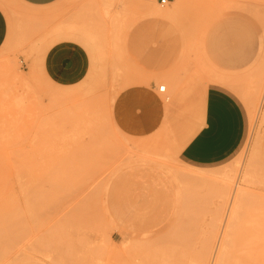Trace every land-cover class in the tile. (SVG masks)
I'll return each instance as SVG.
<instances>
[{"label": "rangeland", "instance_id": "obj_1", "mask_svg": "<svg viewBox=\"0 0 264 264\" xmlns=\"http://www.w3.org/2000/svg\"><path fill=\"white\" fill-rule=\"evenodd\" d=\"M152 1L0 0V68L11 65L0 73V264H148L169 215L199 226L218 211L221 199L206 182L197 196L175 197L167 174L136 155L170 169L247 168L255 181L243 185L231 226L238 237L264 236L255 140L264 135V71L256 69L264 0H166L158 11ZM31 10L42 14L22 15ZM199 63L227 85L202 81ZM167 71L176 76L165 84ZM131 86H152L164 104L162 123L144 136L120 131L111 116L115 96ZM203 86L235 98L245 132L228 158L194 165L175 151L197 126Z\"/></svg>", "mask_w": 264, "mask_h": 264}, {"label": "bare ground", "instance_id": "obj_2", "mask_svg": "<svg viewBox=\"0 0 264 264\" xmlns=\"http://www.w3.org/2000/svg\"><path fill=\"white\" fill-rule=\"evenodd\" d=\"M154 10L158 11L161 6L160 1H152ZM42 14L40 10H31L22 13L26 17H38ZM261 46L264 49V36ZM262 49V50H263ZM264 57V56H263ZM200 67L196 71L199 73L202 81L218 82L227 85L222 74L214 72L207 63H199ZM207 65V66H205ZM8 69L0 68V73L7 75ZM256 69L261 74L264 71V60L256 64ZM165 84L169 79L176 76L173 71L164 72ZM4 75V76H5ZM203 82V83H204ZM159 86L165 88L164 84ZM157 87V88H158ZM162 90V91H163ZM206 87L203 86L201 96L198 100L197 118L200 120L202 106L204 102V93ZM117 90H114L116 95ZM263 103L264 117V89L260 95L259 103ZM248 119L252 118V107L246 106ZM196 127L190 128L178 144L175 154H179L182 145L194 134ZM256 142L262 147V170L264 172V135L257 136ZM142 150L141 153H143ZM155 156H161V151L154 152ZM165 156V155H162ZM133 161L142 166H155L156 170L164 171L168 176L166 188L175 197H182L187 193L197 196V192L202 190L203 182L207 183L209 189L214 192L216 198L221 199L218 211L209 214L202 225L196 226L193 219L183 216L166 218L161 241L150 248V261L148 264H264V236L256 237L254 235L235 236L232 224L237 217L240 199L247 192L243 186L246 183H253L255 177L251 175L247 168H234L229 170H198L191 167H180L170 169L162 160L152 158L148 155H136ZM202 182L199 185L195 183ZM43 264V263H40ZM46 264V263H44Z\"/></svg>", "mask_w": 264, "mask_h": 264}, {"label": "crops", "instance_id": "obj_3", "mask_svg": "<svg viewBox=\"0 0 264 264\" xmlns=\"http://www.w3.org/2000/svg\"><path fill=\"white\" fill-rule=\"evenodd\" d=\"M19 1L39 7L56 0ZM4 32V19L0 13V43ZM111 114L120 131L132 136H144L160 126L165 110L152 86H131L115 96ZM244 132V113L235 98L220 87L209 86L204 93L197 129L182 145L179 156L194 165L216 164L236 151Z\"/></svg>", "mask_w": 264, "mask_h": 264}, {"label": "built area", "instance_id": "obj_4", "mask_svg": "<svg viewBox=\"0 0 264 264\" xmlns=\"http://www.w3.org/2000/svg\"><path fill=\"white\" fill-rule=\"evenodd\" d=\"M160 1V3L162 4V3H164L166 0H159ZM158 90L159 91H162L163 90V87L162 86H159L158 87Z\"/></svg>", "mask_w": 264, "mask_h": 264}]
</instances>
